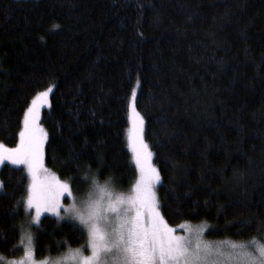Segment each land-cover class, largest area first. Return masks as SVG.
I'll use <instances>...</instances> for the list:
<instances>
[{
	"label": "trees",
	"instance_id": "trees-1",
	"mask_svg": "<svg viewBox=\"0 0 264 264\" xmlns=\"http://www.w3.org/2000/svg\"><path fill=\"white\" fill-rule=\"evenodd\" d=\"M50 86L44 160L78 200L90 187L80 182L85 165L131 191L135 90L165 219L207 222L215 238L264 237V0H0V142L17 146L26 109ZM0 180V255L9 259L30 231L17 206L29 179L5 162ZM30 232L38 258L87 239L50 214Z\"/></svg>",
	"mask_w": 264,
	"mask_h": 264
},
{
	"label": "snow or ice",
	"instance_id": "snow-or-ice-1",
	"mask_svg": "<svg viewBox=\"0 0 264 264\" xmlns=\"http://www.w3.org/2000/svg\"><path fill=\"white\" fill-rule=\"evenodd\" d=\"M52 91L50 86L31 100L23 116V128L18 133L16 147L0 142V164L8 160L12 164L27 165L31 183L27 196L17 201V206L22 204L26 214L34 209L30 224L39 227L41 214L45 211L63 220V208L69 221L86 234V245L80 248L68 245L60 256L38 261L33 236L24 231L20 241L23 256L19 259L0 256V261L5 264H264V241L255 236L247 241L224 239L212 242L203 239L206 229L216 230L207 222L195 227L185 222L179 226L184 234H178L164 219L154 191L155 185L161 182V175L151 163L153 154L143 138L144 119L136 110L135 90L130 103L132 128L129 141L138 177L131 191H116L112 177L101 183L91 166L85 165L80 182L90 185L86 198L79 205L75 197L71 204H61L60 196L64 193L71 196L72 186L57 180L55 195L51 194L50 186L45 183L47 133L37 123L40 108L50 103ZM77 168L79 170L80 166ZM6 194L4 182L0 181V195ZM63 243L68 244L67 241ZM83 247L88 248V254L84 253Z\"/></svg>",
	"mask_w": 264,
	"mask_h": 264
},
{
	"label": "rangeland",
	"instance_id": "rangeland-1",
	"mask_svg": "<svg viewBox=\"0 0 264 264\" xmlns=\"http://www.w3.org/2000/svg\"><path fill=\"white\" fill-rule=\"evenodd\" d=\"M51 87H53V86H51ZM53 88H54V87H53ZM46 89H47V88H46ZM46 89H45V90H46ZM43 91H44V90H43ZM50 95H51V93H50ZM50 95H49V101H50ZM131 98H132V97H131ZM130 103H131V99H130ZM48 105H49V104H48ZM48 105H43V106L40 108L39 119H38V121H37L38 124H39V122H40V119H41V115H42V111H43V109H44L45 107H47ZM135 106H136V103H135ZM136 110L140 113V115H141V116L143 117V119H144V125H143V128H144V131H143V138H144V141L148 144V142H147V140H146V137H145V118H144V116L142 115V113L138 110L137 106H136ZM130 117H131V108H130V105H129V112H128L129 126H128V129H127V143H128L129 149H130V151H131V146H130V141H129V135H130V130H131V128H132V122H131ZM45 132H46V131H45ZM46 133H47V132H46ZM3 144H4V143H3ZM18 144H19V142H18ZM18 144H17V145H18ZM45 144H46V140H45V142H44V151H45ZM4 145H5V144H4ZM148 147H149L150 151L152 152V150H151L149 144H148ZM11 148H14V147H11ZM131 154H132V157H133V153H132V151H131ZM152 154H153V152H152ZM133 161H134V163H135L134 158H133ZM5 162H10V161L5 160L2 164H0V166L3 165ZM151 163H152V164L158 169V167H157V165H156V163H155V161H154L153 155H152ZM22 165L24 166V168H25V170H26V172H27V174H28V179H29L28 186H29V184L31 183V176H30V174H29V172H28L27 165H26V164H22ZM44 167L48 169V172L45 174V175L47 176V180L45 181V183H46V185L50 186V188H51V194H52L53 196L55 195L56 182H57V180L60 181V182H68V183L71 185V183H70L67 179L61 178L56 172H54L53 170H51L50 168H48V167L46 166V164H45V160H44ZM137 173H138V169H137ZM137 177H138V175H137ZM0 181H1V180H0ZM158 184H159V183H158ZM158 184L155 185L154 191H155V193H156V196H157V199H158V202H159L158 193H157ZM71 186H72V185H71ZM119 192H123V191H119ZM125 192H126V191H125ZM125 192H124V193H125ZM127 193H128V192H127ZM27 194H28V191H27ZM26 196H27V195H26ZM72 197H75L76 202H77L78 205H79L80 201H82V200H78V199H77V197H76V195H75V192H74V190H73V188H72L71 196H69L68 193H64V194H62V195L60 196V202H61V204H63V205L71 204V203L73 202ZM159 206H160V211H161V205H160V202H159ZM29 213H30V216H29V218H28V226H27V228H29L30 231H31V229L33 228L34 225H33V224H30V221H31L32 215L34 214V209L29 210ZM161 213H162V211H161ZM45 214H50V215H54V216H56V215H55L54 213H52V212H47V211H45V212H43V213L41 214V218H42L43 215H45ZM61 215H62V216H65V218L68 219L67 216H66L65 213H64V209H63V208H61ZM162 215H163V213H162ZM163 217H164V216H163ZM164 219H165V217H164ZM40 220H41V219H40ZM165 220H166V219H165ZM166 221H167V220H166ZM167 223H168L170 226H172L173 228H175V229L177 230V233H178V234H184V230H183L182 228L179 227V226L182 225V224H179V225H172V224H170L168 221H167ZM183 224H184V223H183ZM189 224L192 225L193 227H195V226L200 225L201 223H195V224H193V223H189ZM209 229H210V228L206 229L205 232H204V234H203V239H205V240L212 241V242H216V241H220V240H224V239L236 240L235 238H231V237H225V238H215V237H210V236L208 235V230H209ZM24 231H25V230H23V232H24ZM28 231H29V230H28ZM30 231H29V232H30ZM31 234H32V232H31ZM257 238H259L260 240L264 241L263 239H261V238H264V237H257ZM22 239H23V235H22ZM22 239H21V240H22ZM86 241H87V239H86ZM236 241H243V240H236ZM244 241H247V240H244ZM33 242H34V240H33ZM25 243H26V241H25ZM33 245H34V243H33ZM85 245H86V243H85ZM85 245H84V246H85ZM83 251H84L85 254H88V251H89V250H88L87 247H83ZM0 256H3V257H5L6 259H8V258H7L6 256H4V255H0ZM22 256H23V251L20 253L19 256H15V257L12 256V257H10L9 259H13V258H15V259H19V258L22 257ZM47 258H50V257H47ZM35 259L38 260V261H40V260H44L45 258H38L37 255H36V253H35ZM0 264H5V261H0Z\"/></svg>",
	"mask_w": 264,
	"mask_h": 264
}]
</instances>
